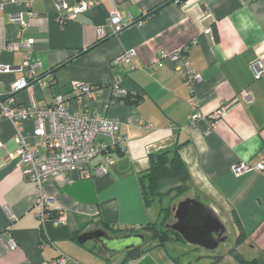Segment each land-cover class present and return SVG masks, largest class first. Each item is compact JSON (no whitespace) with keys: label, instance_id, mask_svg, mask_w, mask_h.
<instances>
[{"label":"crops","instance_id":"0c3cea01","mask_svg":"<svg viewBox=\"0 0 264 264\" xmlns=\"http://www.w3.org/2000/svg\"><path fill=\"white\" fill-rule=\"evenodd\" d=\"M115 7L128 23L116 34L110 25ZM15 12L25 14L26 28L11 21ZM138 18L141 24L134 22ZM0 19V59L15 68L0 74L3 93L24 76L19 68L28 55L36 65L35 77L48 84L21 90L17 94L21 106L32 101L49 106L57 95L71 92L73 82L90 84L93 95L70 99V110L119 121L118 136L126 140L124 148L114 151L115 162L107 173L88 177L68 172L46 181L42 192L51 200V212L63 215L65 222L41 224L37 188L8 158L18 147L14 125L0 112V264H51L61 253L71 257L68 264H120L126 252L104 255L93 240L83 246L74 236L101 228L110 233L106 226L140 229L157 221L160 204L146 205L139 175L148 169L151 152L178 144H183L180 154L192 184L173 206L187 200L191 206L192 201L198 203L203 218L196 215L192 228L198 232L202 227L207 233L185 238L173 229L193 249L183 250L189 263L242 264L235 250L264 264V171L242 175L233 171L238 163H264V74L255 78L253 72L258 62L264 67V0H99L65 25L57 22L53 0H35L30 9L4 4ZM19 33L34 40L28 53L21 48ZM133 48L137 55L131 62H115ZM173 54L187 57L201 76L193 89L177 68L178 61L171 59ZM114 82L126 91L115 102ZM193 97L204 116L228 107L210 134L205 132L208 121L191 123ZM34 129L27 121L23 130L32 148L38 147ZM100 162L102 156L96 157L89 169ZM178 221L173 211L167 226ZM241 230L246 238L236 244ZM230 238L233 244L217 254ZM173 243L153 247L127 264H177L171 256Z\"/></svg>","mask_w":264,"mask_h":264},{"label":"built area","instance_id":"2783aa9c","mask_svg":"<svg viewBox=\"0 0 264 264\" xmlns=\"http://www.w3.org/2000/svg\"><path fill=\"white\" fill-rule=\"evenodd\" d=\"M35 0H0V10L6 3L24 5L31 8ZM57 9V22L65 25L74 20L79 14L86 12L99 0H77L76 4H71L70 0H53ZM179 2V0H173ZM1 21V19H0ZM11 21L20 28L27 27V20L23 12H15L11 15ZM138 24L142 23L140 18L134 19ZM110 25L113 33L123 30L128 23L122 17L118 8L111 11ZM211 32L210 29L207 30ZM104 30H99V35L103 36ZM21 48L29 52L33 39H23L19 33ZM137 55L135 48L127 50L120 55L115 62H131ZM171 59L178 61L177 68L183 72L185 82L189 86H194L201 80L192 66V62L185 56L173 54ZM15 68L0 59V74L12 72ZM36 65L31 63L29 56H26L23 66L19 70L24 71V76L15 80L11 86V91L7 94L0 90V112L8 118L15 128V139L18 147L8 154V158L15 160L27 177L37 188L35 205L39 208L38 217L41 224L52 223L60 226L65 222L63 215L53 216L51 212V200L42 192L43 184L50 178L68 172H83L86 176L102 175L109 171L115 162L114 151L124 148L126 140L118 136L120 122L109 119L102 115H90L87 111H71L68 106L70 99L83 100L91 97L94 87L90 84L75 81L72 83V90L67 94L57 95L49 106H40L34 101L29 106H21L18 103L17 94L33 85L45 87L48 80L35 77ZM255 78H260L264 74V67L261 62L253 66ZM49 82H53L50 79ZM1 85V81H0ZM112 101L115 102L126 94L119 83L111 85ZM193 111L191 123L206 122V134L213 131L214 121L221 119L227 112V106L222 105L209 116H204L196 110L197 102L194 97L191 99ZM27 121L34 123L33 136L36 138L38 147L32 148L31 143L24 134V126ZM99 136L109 137L110 142L97 141ZM3 143L0 140V147ZM98 156H102V162L90 170L91 161ZM252 170L264 171V163L255 166L246 163H238L233 166L236 175H242ZM11 247L16 248V243L11 241ZM71 257L61 253L51 260V264H68Z\"/></svg>","mask_w":264,"mask_h":264},{"label":"trees","instance_id":"16d2710c","mask_svg":"<svg viewBox=\"0 0 264 264\" xmlns=\"http://www.w3.org/2000/svg\"><path fill=\"white\" fill-rule=\"evenodd\" d=\"M181 1L182 0H179V2ZM182 145L183 144H178L173 149L151 152L149 154L148 169L139 175V184L146 205H150L155 201L159 202L160 204L158 220L141 226L140 229H115L106 226L111 235L120 236L127 233L142 232L150 241L147 246L143 247L140 250L133 249L126 251L127 257L120 264H127L129 259L137 258L153 247L165 246L168 241L175 240L184 242V238L178 232L167 227L170 217L171 219H173V204L191 191L192 175L188 165L180 154ZM166 197L168 198V203L166 205H163V200ZM79 233H81V231L74 236V238L78 241ZM245 238L246 235L241 230L236 240V244L242 243ZM93 241L99 244L100 250H104L99 242L95 240ZM86 243L87 242L81 244L85 246ZM100 250L98 252H100ZM104 252L107 251L104 250ZM232 252L242 264H260L257 259L248 260L241 257L235 250H232ZM171 256L177 264H182L178 257H174L173 255ZM218 258V256L215 257V259Z\"/></svg>","mask_w":264,"mask_h":264},{"label":"water","instance_id":"95a60500","mask_svg":"<svg viewBox=\"0 0 264 264\" xmlns=\"http://www.w3.org/2000/svg\"><path fill=\"white\" fill-rule=\"evenodd\" d=\"M192 203L193 205L191 206L190 201L187 200L179 202L178 205L173 206L175 217L178 218L179 221L178 223L167 227L177 230L185 238H188L189 235L193 238H198L197 235L207 236V233L202 227L198 232L192 228L191 220H193L196 215H199L201 220L203 218V215L200 212L201 210L198 208L199 204L194 201H192ZM78 239L81 243L88 240H95L108 252H126L133 249L140 250L150 243L147 236L142 232L114 236L103 228L84 233L79 236Z\"/></svg>","mask_w":264,"mask_h":264},{"label":"rangeland","instance_id":"374dc122","mask_svg":"<svg viewBox=\"0 0 264 264\" xmlns=\"http://www.w3.org/2000/svg\"><path fill=\"white\" fill-rule=\"evenodd\" d=\"M182 198V197H181ZM177 202V201H176ZM168 203V198L166 197L164 200H163V205H166ZM177 204V203H176ZM170 219H171V217H170ZM169 219V222L171 221L172 222V220L173 219H171L170 220ZM168 222V223H169ZM170 222V223H171ZM230 234V233H229ZM232 234H233V230H232ZM169 242V241H168ZM167 242V243H168ZM176 243H173L172 245H170V248L172 249V251H173V253H174V257H178L179 259H180V261H181V263L183 264V263H185V264H190L189 263V261H188V258H186L187 256L185 255V254H183V250L184 249H190L191 247H189V246H187V244L185 243V242H178V241H175ZM233 241H232V239L230 238L228 241H227V243L226 244H223V245H220V247L218 248V253L217 254H219V252H221V250L223 249V247L224 246H226V245H230V244H233L232 243ZM166 243V244H167ZM93 244H95V246H97V248H99V250H100V246H99V244H97V243H93ZM166 246V248H168L167 247V245H165ZM185 246H187V247H185ZM190 250H193L192 248L190 249ZM197 250H201V249H197ZM100 252L102 253V254H104V255H106L107 254V252H104V250H100ZM196 253V252H195ZM188 254H190V255H194V256H199V254L200 253H198V254H193V252H188ZM202 254V253H201ZM205 255L207 254V253H204ZM204 255V256H205ZM201 256H203V255H200L199 257H197V258H200ZM196 261V260H195ZM195 261L193 260V263H195Z\"/></svg>","mask_w":264,"mask_h":264}]
</instances>
